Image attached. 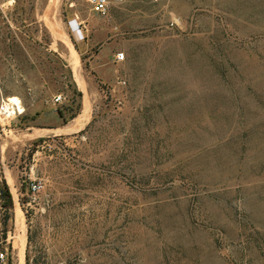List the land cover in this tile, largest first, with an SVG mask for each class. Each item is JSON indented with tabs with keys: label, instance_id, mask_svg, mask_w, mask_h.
Here are the masks:
<instances>
[{
	"label": "rangeland",
	"instance_id": "1",
	"mask_svg": "<svg viewBox=\"0 0 264 264\" xmlns=\"http://www.w3.org/2000/svg\"><path fill=\"white\" fill-rule=\"evenodd\" d=\"M108 3L0 0V102L72 103L80 79L100 89L76 134L25 145L24 113L0 130V251L14 264H264V0ZM77 19L126 53L113 83L92 72Z\"/></svg>",
	"mask_w": 264,
	"mask_h": 264
},
{
	"label": "crops",
	"instance_id": "2",
	"mask_svg": "<svg viewBox=\"0 0 264 264\" xmlns=\"http://www.w3.org/2000/svg\"><path fill=\"white\" fill-rule=\"evenodd\" d=\"M86 19L77 22L80 36L84 43L81 48L83 53L89 54V59L92 72L96 73L104 84L113 83L117 78V68L115 64V53H113V44H104L106 38L109 37L108 28H90ZM82 21L84 25L82 26ZM92 32H91V31ZM92 33V35H89ZM89 35V36H88ZM98 46L97 50H93ZM74 52L71 53L72 58L76 61L78 57ZM80 81V82H79ZM76 89L79 94L78 101H73L76 106L69 100L65 102L56 103L50 98H42L40 96L29 100L24 97L25 112H24V144H30L38 139L52 137V136H70L85 129L92 120V109L99 101L100 89L95 80L81 79L76 82ZM76 108V109H75ZM76 110L73 115L67 117L68 113ZM60 110L64 111V116ZM20 237L23 236V230L20 231ZM13 254V251L11 254ZM13 256H9V258Z\"/></svg>",
	"mask_w": 264,
	"mask_h": 264
},
{
	"label": "built area",
	"instance_id": "3",
	"mask_svg": "<svg viewBox=\"0 0 264 264\" xmlns=\"http://www.w3.org/2000/svg\"><path fill=\"white\" fill-rule=\"evenodd\" d=\"M92 8L100 15L109 14L108 0H88ZM158 1V0H154ZM126 59V53L119 51L115 54L116 62H121ZM55 102H62L64 100L63 94H57L54 97ZM25 112V107L22 100L19 97H7L0 102V130L5 133L6 130L12 127L15 118H19ZM42 185L40 183L31 182L29 189L33 193H37L41 190ZM8 259L7 251H0V260L5 261Z\"/></svg>",
	"mask_w": 264,
	"mask_h": 264
},
{
	"label": "trees",
	"instance_id": "4",
	"mask_svg": "<svg viewBox=\"0 0 264 264\" xmlns=\"http://www.w3.org/2000/svg\"><path fill=\"white\" fill-rule=\"evenodd\" d=\"M61 114L64 116V111L63 110H60ZM65 119H67L65 116H64ZM43 140V138L37 140L38 142ZM2 194H4L5 196H7V201L5 203V206H11L13 204V199H12V194L10 193V190L8 188V186H5V190H3ZM9 264H11V261L9 262Z\"/></svg>",
	"mask_w": 264,
	"mask_h": 264
},
{
	"label": "bare ground",
	"instance_id": "5",
	"mask_svg": "<svg viewBox=\"0 0 264 264\" xmlns=\"http://www.w3.org/2000/svg\"><path fill=\"white\" fill-rule=\"evenodd\" d=\"M80 30L78 29V34H79V36H80V32H79ZM73 55H75V54H73ZM17 218H18V220H20V221H22V218H23V215H22V212H21V210L18 208L17 209ZM24 241V240H23ZM23 251V250H22Z\"/></svg>",
	"mask_w": 264,
	"mask_h": 264
}]
</instances>
